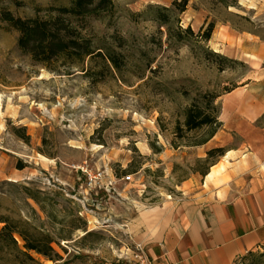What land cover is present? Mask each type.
Masks as SVG:
<instances>
[{
	"label": "rangeland",
	"instance_id": "rangeland-1",
	"mask_svg": "<svg viewBox=\"0 0 264 264\" xmlns=\"http://www.w3.org/2000/svg\"><path fill=\"white\" fill-rule=\"evenodd\" d=\"M173 1L114 0L113 12L85 19L84 34L117 65L88 57L84 71L73 67L68 74L22 52L19 32L1 17L3 11L45 16L47 8L71 0H0V212L53 238L59 259L31 252L43 264H139L136 238L146 227L139 222L178 203L194 177L204 187L212 162L231 166L207 153L242 141L227 128L233 120L223 111L229 91L252 88L264 66L257 54L241 53L253 47L243 36L264 41V0H187L184 11ZM210 23L207 42L186 32L190 26L197 34ZM206 93L219 95L223 121L213 147L190 145L203 131L175 133ZM248 96L230 101L244 104ZM84 170L105 171L117 181L97 194L86 187Z\"/></svg>",
	"mask_w": 264,
	"mask_h": 264
},
{
	"label": "crops",
	"instance_id": "crops-1",
	"mask_svg": "<svg viewBox=\"0 0 264 264\" xmlns=\"http://www.w3.org/2000/svg\"><path fill=\"white\" fill-rule=\"evenodd\" d=\"M228 33L237 37L235 32ZM242 38L252 40L253 47L245 46L241 53L249 58L257 54L258 64L262 63L264 41ZM224 48L231 53L226 45ZM239 53L229 55L239 57ZM246 86L226 95L227 101L236 95H249L246 103L226 105L223 111L233 120L226 122L227 128L235 129L242 138L238 147L228 149L232 151L231 166L204 187L194 177L178 203L139 222L146 227L137 234V243L142 244L152 264H234L264 244V66L257 72L253 87ZM221 132L208 142L209 147L218 143L215 139ZM216 178L218 185L213 184Z\"/></svg>",
	"mask_w": 264,
	"mask_h": 264
},
{
	"label": "trees",
	"instance_id": "trees-1",
	"mask_svg": "<svg viewBox=\"0 0 264 264\" xmlns=\"http://www.w3.org/2000/svg\"><path fill=\"white\" fill-rule=\"evenodd\" d=\"M173 5L184 11L187 0H174ZM115 8L114 0H71L68 6H51L47 8V14L35 17L23 18L15 16L11 11H3L2 20L19 32L18 46L25 54L37 63L43 65L52 72L69 71L73 67L83 68L88 57L100 56L117 65V58L110 53L102 52L101 48H96L91 38L83 32V21L89 17H99L105 13L113 12ZM213 23L197 34L189 26L186 32L199 38L202 42H207L211 38ZM221 61L237 62L228 56L218 52H212ZM224 69L223 66H220ZM235 86L232 90L236 89ZM217 94L206 93L203 95L204 104L194 103L185 112L183 127L177 124L175 133L203 131L201 137L197 138L190 145H203L209 142L222 128L223 121L220 120L221 109L216 100ZM224 147H215L208 151L207 158L224 156ZM215 162L210 164L213 166ZM22 168V167H21ZM209 171L204 172L207 175ZM32 197L39 201L36 196ZM0 203V210H1ZM0 264H43L32 255V251L48 259H59L60 255L52 246V237L40 231L38 234L29 230L28 222L11 219L0 212ZM16 235L23 240L19 243ZM258 248L262 250H250L240 256L238 261L244 264H264V244ZM257 249V248H256Z\"/></svg>",
	"mask_w": 264,
	"mask_h": 264
},
{
	"label": "built area",
	"instance_id": "built-area-1",
	"mask_svg": "<svg viewBox=\"0 0 264 264\" xmlns=\"http://www.w3.org/2000/svg\"><path fill=\"white\" fill-rule=\"evenodd\" d=\"M86 174V187L92 191L99 192L101 189L111 190L116 179H109L105 171L84 170ZM131 176H127L130 179ZM136 258L139 264H152L142 244L136 245Z\"/></svg>",
	"mask_w": 264,
	"mask_h": 264
},
{
	"label": "bare ground",
	"instance_id": "bare-ground-1",
	"mask_svg": "<svg viewBox=\"0 0 264 264\" xmlns=\"http://www.w3.org/2000/svg\"><path fill=\"white\" fill-rule=\"evenodd\" d=\"M227 105H232L231 101H229ZM231 156H232V151L228 150V151H226L223 158L226 161H228ZM224 166H225L224 163L221 165L211 166L210 171L206 175V182L212 181L219 174V172L224 168ZM19 177H20V175H16V176L10 178V180L17 181Z\"/></svg>",
	"mask_w": 264,
	"mask_h": 264
}]
</instances>
